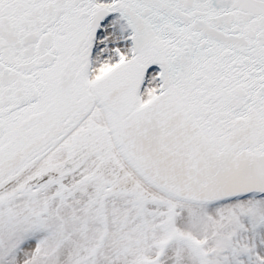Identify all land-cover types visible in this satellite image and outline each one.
<instances>
[{"label":"snow or ice","instance_id":"snow-or-ice-1","mask_svg":"<svg viewBox=\"0 0 264 264\" xmlns=\"http://www.w3.org/2000/svg\"><path fill=\"white\" fill-rule=\"evenodd\" d=\"M0 264H264V0H0Z\"/></svg>","mask_w":264,"mask_h":264}]
</instances>
